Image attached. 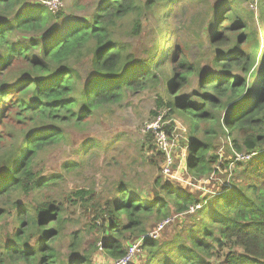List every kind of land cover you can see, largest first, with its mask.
Wrapping results in <instances>:
<instances>
[{
	"label": "trees",
	"instance_id": "16d2710c",
	"mask_svg": "<svg viewBox=\"0 0 264 264\" xmlns=\"http://www.w3.org/2000/svg\"><path fill=\"white\" fill-rule=\"evenodd\" d=\"M43 1L49 0H0V264H91L97 249L115 260L147 233V223L170 214L191 217L197 229L176 234L174 242L142 239L143 264H264V46L255 25V17H264V0H252L256 12L218 0L203 62L164 45L173 32L156 59L151 47L143 54L129 49L120 23L139 8L137 0H102L86 19L57 32L65 14ZM157 1L172 6L178 0L144 5ZM163 17L170 27L171 16ZM130 33L139 37V22ZM147 88L165 92L166 99L157 94L155 102L157 109L166 107L168 136L174 116L186 120L189 176L207 179L223 167L230 185L199 199L159 176L152 190H136L119 175L108 198L89 190L69 193L66 200L82 207L89 228L103 239L90 244L92 251L80 248V230L71 231L63 254L64 202L21 200L48 181L34 170L38 154L59 143L66 127ZM217 139L229 154L222 162ZM146 140L148 163L164 166L165 153L150 136ZM235 154L251 155L234 161Z\"/></svg>",
	"mask_w": 264,
	"mask_h": 264
},
{
	"label": "rangeland",
	"instance_id": "374dc122",
	"mask_svg": "<svg viewBox=\"0 0 264 264\" xmlns=\"http://www.w3.org/2000/svg\"><path fill=\"white\" fill-rule=\"evenodd\" d=\"M101 1L77 0L76 5L74 0H59L60 4L54 10L60 9L65 15L64 21L57 24L55 32L63 31L67 22L86 19L95 5ZM236 1L243 7L249 10L254 9L256 12L255 1ZM137 2L139 8L120 23L122 31L120 38L129 45V49L143 54L147 48L151 47L156 52V59L160 56L161 46L167 39H170L171 32H173V38L164 45L177 46L180 51L188 50L191 59L201 62L205 60L206 53H209L207 36L217 17V15L214 17L213 8L218 0H178L172 6H167V4L163 6L164 1H157L150 8L144 5L146 0H137ZM172 9L174 13L171 15ZM165 15L166 17L171 16L170 27H167L165 20L168 18H164ZM223 18L221 16L219 21ZM136 21L141 25L139 37L132 36L130 33ZM255 25L260 31V42L264 46V17L262 15L260 18L255 17ZM255 25L253 22L252 28ZM20 39V41L27 40L25 37ZM85 68L80 67L84 74ZM157 94L166 99L164 90L158 93L154 89L147 88L137 93L128 92L120 102L96 109L84 123L66 127L65 136L59 143L46 147L38 154L34 162V170L48 181L42 188L22 196L21 200L28 203L40 200L64 202L65 237L60 245L63 254L68 251L67 245L70 242L69 233L71 231L80 230L82 236L79 241L80 248H89L93 251L90 244L95 246V242L103 239L100 230L89 228L90 216L82 210V207L66 200L69 193L73 195L75 191L89 190L96 195L108 198L115 188L114 183L119 175H122L128 187L134 183L136 190L139 188L152 190L151 184L159 176L163 180H170L184 191L195 194L199 199L213 196L222 186L230 185L231 176L225 172L223 167H217V173L207 179L197 181L189 176L184 167L186 139L183 133L186 120L177 116H174L176 125L171 137L169 136L172 141L170 149L172 164L169 166V173H163L162 161L158 160L156 165L148 163L147 159L152 152L147 149L146 136H150L152 142L153 137L150 132L144 130V127L158 113L166 111L164 109L166 107L156 108ZM154 111L156 115L153 114ZM216 144H218L219 161L222 162L228 158L229 154L221 144V139H217ZM179 215H169L172 217L171 222L157 234L156 238L159 242H174L176 234L185 237L187 229L196 227L191 217L183 218ZM160 221L152 219L146 224L148 227L146 232H151ZM132 242L133 240L129 243ZM172 247L168 245L164 249ZM140 253L132 260L136 264H143L145 260L144 255ZM112 260L114 259H111L106 251L97 249L92 252L91 264L93 262L94 264H106Z\"/></svg>",
	"mask_w": 264,
	"mask_h": 264
},
{
	"label": "built area",
	"instance_id": "2783aa9c",
	"mask_svg": "<svg viewBox=\"0 0 264 264\" xmlns=\"http://www.w3.org/2000/svg\"><path fill=\"white\" fill-rule=\"evenodd\" d=\"M43 2L48 7L49 10L56 9L60 4L59 0H49V1H43ZM165 112L166 111L164 110L163 112L158 113L157 116L152 121H150L148 124L145 125L144 130L151 133L158 150L165 153L166 160H165L164 166L162 167V171L163 173H169V166L172 164L171 157H170V149L172 147V141L164 130V125L165 123H167V121L163 120ZM250 155L251 154H243V155L235 154L234 161L240 160L243 158H248L250 157ZM200 207H201L200 203L195 204L194 206H190L188 213L192 214V212L194 213ZM171 220H172V217L168 216L165 219L158 222L151 232H147L144 236L132 242L128 246L127 252L124 256H122L121 258L109 261L106 264H128L130 263L141 252L140 245H141L142 239H145L147 237L157 239L156 237H157L158 232L161 231L168 223H170ZM96 264H99V263H96Z\"/></svg>",
	"mask_w": 264,
	"mask_h": 264
}]
</instances>
